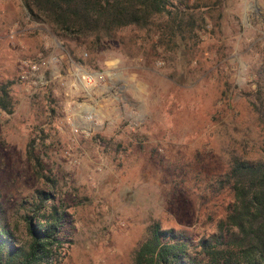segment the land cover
I'll use <instances>...</instances> for the list:
<instances>
[{
  "label": "rangeland",
  "instance_id": "rangeland-1",
  "mask_svg": "<svg viewBox=\"0 0 264 264\" xmlns=\"http://www.w3.org/2000/svg\"><path fill=\"white\" fill-rule=\"evenodd\" d=\"M100 44L0 0V193L10 226L38 189L66 211L51 264H131L147 227L212 233L234 157L264 156V0H184ZM33 76L23 77L28 64ZM82 71L95 76L85 82ZM40 159L42 177L28 159Z\"/></svg>",
  "mask_w": 264,
  "mask_h": 264
},
{
  "label": "trees",
  "instance_id": "trees-1",
  "mask_svg": "<svg viewBox=\"0 0 264 264\" xmlns=\"http://www.w3.org/2000/svg\"><path fill=\"white\" fill-rule=\"evenodd\" d=\"M184 0H21L35 21L49 23L72 37H93L96 44L125 26L146 27L156 16L169 15ZM250 104L264 122V101L257 92ZM7 85H0V111L11 112ZM37 176L40 159L27 148ZM231 200L215 229L196 239L184 230L163 228L159 221L147 227L133 251L131 264H264V156L256 160L234 157L216 182ZM0 193V264H51L64 247L60 227L66 211L53 192L38 189L26 200L19 239L8 220Z\"/></svg>",
  "mask_w": 264,
  "mask_h": 264
},
{
  "label": "built area",
  "instance_id": "built-area-1",
  "mask_svg": "<svg viewBox=\"0 0 264 264\" xmlns=\"http://www.w3.org/2000/svg\"><path fill=\"white\" fill-rule=\"evenodd\" d=\"M28 69L25 71H23L24 76L23 77H30L33 76L34 72L37 70L38 66L36 64H28L27 65ZM79 70V73L81 75V78L87 82L88 84L93 83V81L95 80V76L92 73H88L86 71H82L80 70V68H77Z\"/></svg>",
  "mask_w": 264,
  "mask_h": 264
}]
</instances>
